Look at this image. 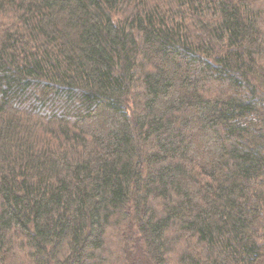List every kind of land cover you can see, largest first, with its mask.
Here are the masks:
<instances>
[{"label":"trees","instance_id":"obj_1","mask_svg":"<svg viewBox=\"0 0 264 264\" xmlns=\"http://www.w3.org/2000/svg\"><path fill=\"white\" fill-rule=\"evenodd\" d=\"M0 264H264V0H0Z\"/></svg>","mask_w":264,"mask_h":264}]
</instances>
